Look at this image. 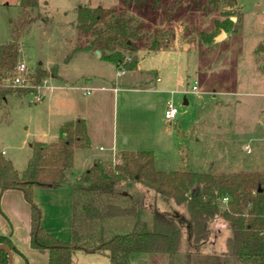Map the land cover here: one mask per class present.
<instances>
[{
	"label": "rangeland",
	"instance_id": "obj_1",
	"mask_svg": "<svg viewBox=\"0 0 264 264\" xmlns=\"http://www.w3.org/2000/svg\"><path fill=\"white\" fill-rule=\"evenodd\" d=\"M19 3L0 0V43L10 38ZM236 3L243 18L235 31L200 43V33L212 31L216 19L224 18L223 0H40L34 12L38 19L20 39L21 59L30 69L41 63L52 72L56 88L41 101H36L35 93L7 96L0 107V149L23 170L34 141H56L62 121L90 114L92 146L76 149L74 166L59 186L33 190L42 225L55 238L72 239L74 182L96 156L112 155L107 144L115 126L129 135L126 144L119 139L118 151L123 147L151 150L158 169L264 171V0ZM80 4L113 7L114 14L107 20L123 15L129 29H139L140 37L134 40L139 57L135 69L122 73L97 50L84 49L94 34L76 26L74 8ZM151 46L157 50H150ZM58 73L74 83L59 82ZM101 85L115 86L116 91L101 90L97 87ZM86 90L91 93L84 94ZM169 101L179 108L173 121L165 118ZM260 138L255 155L244 150L246 143L254 147ZM100 144L106 149L100 150ZM255 158H261V164ZM152 196L182 226L183 251L189 253L194 246L193 226L186 206L162 193L152 192ZM21 198L30 209L20 189L0 192V232L21 249L22 254H13L15 264H44L41 250H33L19 223ZM209 229L193 264H224L213 250L225 249L227 222L218 217ZM186 255L178 258V264H187ZM136 257L133 264H146Z\"/></svg>",
	"mask_w": 264,
	"mask_h": 264
},
{
	"label": "trees",
	"instance_id": "obj_2",
	"mask_svg": "<svg viewBox=\"0 0 264 264\" xmlns=\"http://www.w3.org/2000/svg\"><path fill=\"white\" fill-rule=\"evenodd\" d=\"M129 2V0H127ZM224 18L216 19L210 32L202 31L200 43H210L221 32H233L243 18L236 0H223ZM20 12L13 20L10 38L0 43V107L14 93L26 96L52 75L39 63L33 70L32 86L6 84L21 59V36L38 19L34 12L40 0H20ZM75 23L94 37L84 49L99 50L100 57L115 63L119 70L139 64V29H129L128 20L114 14L113 7L80 4L74 8ZM236 17V21L232 17ZM99 22H104L98 27ZM156 49L154 46L150 50ZM157 50V49H156ZM91 146L84 117L64 121L56 141H34L23 170L0 149V191L20 189L30 204V244L48 251V264H72L76 250L107 255L111 264H132L135 253H162L171 263L181 250L182 226L162 211L152 192L185 205L192 222V243L196 250L210 234L209 225L218 217L229 227L225 253L234 264H264V171L261 169L216 172L211 167L198 171L183 167L158 169L151 150L123 149L112 158H96L80 173L72 189L71 240L55 238L42 225V210L33 198L36 186H59L74 166L77 148ZM228 198L224 203L223 199ZM0 243L19 252L13 239L0 233ZM9 255L0 250V264H9Z\"/></svg>",
	"mask_w": 264,
	"mask_h": 264
},
{
	"label": "crops",
	"instance_id": "obj_3",
	"mask_svg": "<svg viewBox=\"0 0 264 264\" xmlns=\"http://www.w3.org/2000/svg\"><path fill=\"white\" fill-rule=\"evenodd\" d=\"M224 36L225 35H223L222 37H224ZM21 51H22V49H21ZM120 71L122 73H126L125 70H120ZM58 75L60 77V78L57 79L59 82H61L63 84L74 83L73 81H71L68 78H66L64 75H62L60 73H58ZM51 76H52L51 82L53 83V85L56 88V84L54 83V79H56V78L54 77L53 74ZM157 81H160V77L157 78ZM97 87L99 89H101V90H106V89H109L110 88V90L113 89L114 92L116 91V87L115 86L114 87H107L105 85H101V86H97ZM55 88H54V90H55ZM54 90L52 92H54ZM172 91H174V90H172ZM52 92H50V94ZM90 92H91V90H90ZM84 94L89 95L90 93L87 94L86 92H84ZM261 94L264 96V92L261 93ZM184 103L185 104H188V99L187 98H184ZM88 107H92V104H90ZM101 115H102V113H101ZM76 117H84L86 119L87 127H88V133H89V136H90V139H91V146H92V132H91V125H90V121H91L90 119H92V118L90 117V114H88V112H87V114H85V116L76 115V116H73V117L68 118L66 120L73 119V118H76ZM102 118H103V116H102ZM66 120H64V121H66ZM64 121H62V123ZM236 130L238 132V129H236ZM241 131H243V130H241ZM124 135H126L125 131L118 130L117 126H115L113 128V131H112L111 140L107 144V145H111V146H109V149L112 151V155L111 156H108V157L96 156L94 159H96V158H103V159L112 158L114 156V153L118 152V148L116 146L118 145V142H119V139L120 138L121 139L122 138L124 139L123 142L125 144L128 143V141H129V135H127V137L124 136ZM262 139L263 138H260V139L256 140L254 147H251L248 143H246L244 145V150H246L247 153H252L253 155H255L256 152H257L256 150H258L259 141L262 140ZM99 149L100 150H105L106 147L103 144H100L99 145ZM123 149H132V148L123 147L120 150H123ZM255 159L258 161V164H261V162H259L260 159H257V158H255ZM19 200H20L19 201L20 202V204H19L20 205V207H19V209H20V216L18 217L19 223L21 225V228H22L23 232L26 233L27 238L29 237V242H30V209L28 208V206L26 205V203L23 201L22 198L19 199ZM2 234H4V233H2ZM211 244L214 245V240L212 241ZM202 248H203V246L201 245L199 247V249L196 250L195 246H193L191 248V250L189 251V253H186V252L183 251V247L181 245V250H180V252L178 254L175 255L174 260H173L172 263L170 261V257L167 254H162V253L160 254V253H158V255H156L157 253H135L133 255V257H132V264H133L134 256H137V255H138V257H136V258L140 262L146 263V264H154V263H158V264H178V258L181 257V256H183L184 254H188V255H186V258L184 259L185 260L184 262H186L187 264H193V258L195 257V254L194 253L201 252L202 251ZM33 250H41V256H42L43 262H44V264H48V251L47 250L37 249V248H33ZM212 250H213V248H212ZM20 251H21V249H20ZM213 252H214V255L213 256H219V258H220V260H221L222 263H224V264H234L232 258L225 253V249L220 250L218 253L216 252V250H213ZM227 258H229V259H227ZM180 263L182 264V262H180ZM12 264H15V260L12 261ZM72 264H111V261H110L109 257L107 255H104V254H100V253H85V252H83L81 250H76L74 252V254H73Z\"/></svg>",
	"mask_w": 264,
	"mask_h": 264
},
{
	"label": "built area",
	"instance_id": "obj_4",
	"mask_svg": "<svg viewBox=\"0 0 264 264\" xmlns=\"http://www.w3.org/2000/svg\"><path fill=\"white\" fill-rule=\"evenodd\" d=\"M33 70L29 68L28 64L23 60L20 59L19 62L16 64L13 73L11 76L6 78V84L12 85V86H32V74ZM52 76H48L43 79V82L36 86V91L32 92L35 93V99L36 101H41L45 98V96L52 92L55 88L53 83L51 82ZM193 90L197 89L196 85H193ZM87 94L91 93L90 90L86 91ZM179 114V108L172 103V101H169L165 108V118L167 120L173 121L177 118ZM102 148V147H101ZM117 153V152H116ZM114 153V156L112 157L113 161L115 163L120 162V157H118ZM228 198H224L223 201L227 202Z\"/></svg>",
	"mask_w": 264,
	"mask_h": 264
},
{
	"label": "water",
	"instance_id": "obj_5",
	"mask_svg": "<svg viewBox=\"0 0 264 264\" xmlns=\"http://www.w3.org/2000/svg\"><path fill=\"white\" fill-rule=\"evenodd\" d=\"M220 36L221 35H218L217 37L219 38ZM97 54L100 55L101 52L99 50H97ZM0 250H5L8 253L9 259H10L9 264H12V261H13V252L11 251V249L7 245L0 243Z\"/></svg>",
	"mask_w": 264,
	"mask_h": 264
}]
</instances>
